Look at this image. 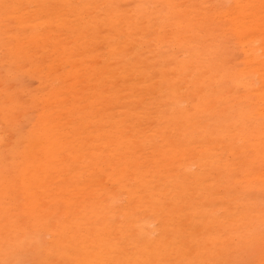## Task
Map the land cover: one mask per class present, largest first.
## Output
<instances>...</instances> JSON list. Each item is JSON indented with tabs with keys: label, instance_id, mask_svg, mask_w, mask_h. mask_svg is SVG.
I'll return each mask as SVG.
<instances>
[{
	"label": "bare ground",
	"instance_id": "obj_1",
	"mask_svg": "<svg viewBox=\"0 0 264 264\" xmlns=\"http://www.w3.org/2000/svg\"><path fill=\"white\" fill-rule=\"evenodd\" d=\"M213 1L92 0L91 10L84 0H0V64L13 73L27 68L47 73L49 90L39 98L45 106L52 95L73 96L69 104L57 96L52 112L37 121L27 140L14 128L24 121L19 115L16 123V104L1 100L0 148L8 149L6 159L24 153L21 180L32 194L26 205L34 207L42 223L54 222L64 236L66 226L84 221L89 230L75 239L76 244L84 239L90 252L80 264H206L214 259L211 249L217 242L209 243L199 231L210 223L222 227L234 216L230 210L223 218L212 214V187L204 190L201 181L211 180L212 166L222 169L221 148L238 133L264 160V104L253 100L249 107L222 110L227 103L220 99L233 86L251 91L254 80H264V0H235L242 5L238 10L229 0ZM64 32L67 36L61 37ZM42 33H51L46 42ZM56 37L65 45L57 48L55 63ZM136 37L139 50L117 56L116 48L123 51ZM238 38L244 44L238 48L246 53L243 68L237 61ZM91 55L93 62L86 59ZM63 79L69 84L63 86ZM255 91L260 95L253 96L264 103V83ZM64 106L69 109L63 123L72 122L71 128L45 123ZM233 169L223 171L228 184ZM85 172L90 173L82 180ZM131 175L135 188L116 186ZM120 195L127 202L123 209ZM79 206L82 211L76 210Z\"/></svg>",
	"mask_w": 264,
	"mask_h": 264
},
{
	"label": "rangeland",
	"instance_id": "obj_2",
	"mask_svg": "<svg viewBox=\"0 0 264 264\" xmlns=\"http://www.w3.org/2000/svg\"><path fill=\"white\" fill-rule=\"evenodd\" d=\"M213 2L217 6H220L215 1ZM230 2L233 3L232 5L236 10L240 9L239 6L242 7V5L235 0H229L227 4L231 5ZM76 4L77 3H75V5ZM121 4L124 7L127 6L125 2ZM84 5L94 10L92 7V0H84ZM29 6V4L25 5L26 8H30ZM128 7L130 9L131 5H128ZM262 9L264 11V6H262ZM117 25L118 23L116 22L114 27H117ZM64 33L65 34L61 37L67 36L68 33ZM98 33L99 32L96 34ZM104 33H107V31ZM156 33L157 32H151V36L155 37ZM50 35L51 33L48 35L42 33L43 40L46 42ZM5 39L7 43H12L10 35L6 36ZM188 39V37L185 38L183 44H189L190 42ZM140 41L141 39L136 37L134 41L129 42L127 46L124 47L123 51L122 46H119L116 48L117 56L129 57L130 54L137 52L140 47ZM167 41L170 43V40ZM236 41L235 45L238 52L237 61L240 62V66L243 68L245 66L246 53L238 47H244V44L241 38H238ZM54 43L55 49L51 51V59L56 63L60 58L57 53V48H64L63 46L65 43L64 41H60L58 37L55 38ZM239 43L242 45H239ZM99 44L102 46L105 44V41H100ZM0 53L2 56L3 52L1 49ZM154 53L155 50L150 54ZM92 57L91 55L86 59L93 62ZM101 57H104V53H102ZM101 57H98L99 60L102 59ZM262 57L264 59V55ZM182 58V54L179 53L178 59L180 60ZM38 71V68H27L24 73H13L10 67H3L0 64V102L6 99L16 104L18 110L15 115L16 123L19 115L24 118L22 126L17 125L14 127L18 130L21 140L28 139L31 134V128L37 124V121H39L42 116H45L48 110L52 112V105L57 96L61 98L62 104H69V101L73 98L72 95H65V92H63V95H52L46 106L40 103L39 98L47 94L49 90L47 82L50 81H47V78H49L47 73L41 76L36 74ZM16 74L18 77H14ZM52 83L58 84L59 80ZM89 83H96V79L89 80ZM263 83L264 80L263 77H261L260 81L258 79L257 82L254 80L256 88L251 91L236 89V87L233 86L231 90L232 93L227 91L223 92L220 99H223L222 101L226 102L227 105L222 103L221 109L228 110L230 106L238 104L249 107L253 100L257 106H262L264 104L263 100L253 95H257L256 92L258 91L255 90L263 88ZM68 84L69 81L64 80L63 86ZM82 85L85 86L84 82ZM28 91L34 95H29ZM72 92L73 89L71 94ZM80 93L81 92H74L73 95L74 97H78ZM236 93L238 94L236 95ZM258 95H260V92H258ZM95 96L96 98L98 97V95ZM35 101L38 102L37 106L28 107ZM185 105H187V103ZM68 109V106H64L60 111L48 115L45 123L51 122L53 125H56L55 122H57L59 125L66 127L68 123H63V119L67 116ZM2 116L3 114L0 113L1 118ZM72 117L69 118V120L71 119L70 121H72ZM260 121L262 124L261 119ZM253 125L257 128L259 123L254 121ZM71 127L72 122L68 125V128ZM237 127L239 128V122L237 123ZM237 136L238 138H235L234 141L225 142L221 148V150H223L221 159L222 169H218V166H212L213 177L211 180L201 181L200 183V186H202L204 190L212 187V198L215 202L210 211L213 215L223 218L228 210H230L234 216L232 221H228L229 224L226 223L224 226L221 225L222 227L215 225V223H210L207 228L200 229L199 233H203L207 236L206 239L209 240V243L213 244L214 241L217 242V247L212 245L211 249L212 254H214V259L206 260V264H264V178L260 176V173L264 174V160L256 157L254 150L248 148L244 144L239 133ZM69 139L71 140L72 137H69ZM117 146V144L115 146H110L109 150H114ZM22 147L23 142H20L18 149L21 150ZM0 149V264H80L86 259V254L90 252L84 239H80L77 244L75 239L79 235L88 232L89 229L84 221L82 220L80 223H77L75 220L70 223L65 228L68 231V235L65 234L64 236L61 232L55 230L54 222H52V224H48V221L42 223L41 217L35 214L34 207L26 205V202L31 198L32 194L23 188V181L21 180L22 176L20 173L24 168V153L16 152L14 155L10 153L9 158L6 159L5 154L8 153V149ZM193 151L197 156L202 154L200 148H196ZM239 151L243 152L241 157L237 156V152ZM109 154L110 153H107V155ZM71 161L72 160L67 158L68 163ZM226 163H228V165H226ZM227 168H234L232 172L228 171L227 173L230 179L229 184L223 173ZM4 169L7 170L4 171ZM89 173L90 172H85L80 174V178L84 180ZM176 173L179 175L181 169L178 168ZM126 184H132L130 185L131 188H135L137 179L131 175L116 186L119 188H129ZM65 188H69V185L66 184ZM119 194L122 195L121 192ZM121 195L119 196V204L121 206L120 208L123 209L127 202L123 200L124 198L121 197ZM14 199L15 202L13 204ZM16 200L19 204L15 206ZM204 202L210 201L206 199ZM10 204L13 206H10ZM61 208L62 210H66L67 205L65 203L61 204ZM76 210L82 211V208L79 206ZM137 214L141 213L137 211ZM79 216H81V214H79ZM63 217L64 220H68V217ZM143 218L144 217L140 215L139 224L142 222ZM49 221L53 220L51 219ZM70 225L74 227L71 228ZM190 228L193 230L196 229L193 227ZM61 236L62 241L60 239ZM208 247L211 248V245L209 244ZM93 251L98 253V250ZM168 259L171 261L173 256H169Z\"/></svg>",
	"mask_w": 264,
	"mask_h": 264
}]
</instances>
